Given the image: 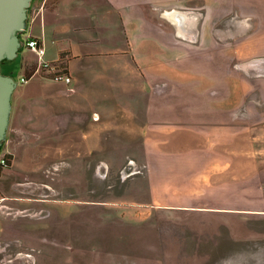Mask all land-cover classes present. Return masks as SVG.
Segmentation results:
<instances>
[{"label": "rangeland", "instance_id": "1", "mask_svg": "<svg viewBox=\"0 0 264 264\" xmlns=\"http://www.w3.org/2000/svg\"><path fill=\"white\" fill-rule=\"evenodd\" d=\"M34 2L31 0L27 26L21 32L23 42L38 9ZM227 28L233 32L221 25L222 35H231ZM22 47L25 55L21 50L2 64L4 72L11 73L19 84L21 74L26 75L38 62L34 52ZM216 64L219 73L210 72ZM175 66V85L169 96L177 101L189 90L194 96H213L217 90L224 104L243 102L230 113L251 129L241 132L232 146L240 160L259 158L254 152L263 147L259 126L264 114V57L193 54L177 56ZM93 72L84 73L90 87L74 96L62 91L55 95L52 88L43 87L42 82H48L41 77L51 78L42 73L27 84L26 98L61 96L65 105L33 104L28 112L34 119L33 131L28 133L27 145L4 146L7 140L2 145L0 156L12 158V164L2 167L0 195L7 196L12 209L2 210L9 227L2 238L10 242L7 249H0V264H264V217L251 224L230 217L227 227L220 224L219 213L164 211L162 207L154 209L164 210L148 211L149 206L142 204L150 195L146 165L139 152L141 142L133 143L131 137L117 131L93 135L89 113L78 114L67 105L81 97L99 104L108 98H146L138 93L141 78L129 74V79L121 81L127 86L115 87L107 84L104 65L98 63ZM162 76L168 79L166 74ZM216 82L218 88L211 89ZM246 85L250 91L243 99ZM158 92L168 97L167 89ZM61 120L63 136L57 130ZM76 124L85 131L72 129Z\"/></svg>", "mask_w": 264, "mask_h": 264}, {"label": "crops", "instance_id": "2", "mask_svg": "<svg viewBox=\"0 0 264 264\" xmlns=\"http://www.w3.org/2000/svg\"><path fill=\"white\" fill-rule=\"evenodd\" d=\"M33 6L38 9L28 35L44 43V60L64 62L72 76L67 84L41 77L48 82L41 81L43 87L52 88L55 95L62 91L74 96L90 87L84 73L95 74L98 63L104 65L103 76L111 86H127L121 81L129 74L141 78L138 93L146 98H108L99 104L81 97L67 105L100 122L89 127L93 135L117 131L133 143L141 142L150 195L142 204L148 211L162 207L219 213L220 224L227 227L230 217L247 224L264 217V114L259 126L263 147L254 152L259 158L240 160L232 145L251 128L241 125L230 110L242 101L224 104L217 95L218 82L210 87L216 90L213 96H194L190 90L183 100L169 96L177 56L264 57V0H35ZM221 25L232 28L233 32L227 28L230 36L222 35ZM214 66L210 72L219 73V65ZM31 80L18 83L13 92L4 146L27 145L34 122L28 112L35 103L60 105L65 100L47 95L42 100L26 98ZM160 88L167 89L168 97L158 92ZM60 124L56 128L63 136L64 120ZM71 128L85 131L79 124ZM8 201L0 195L1 250L10 242L2 238L9 233L2 213L3 208L12 209Z\"/></svg>", "mask_w": 264, "mask_h": 264}, {"label": "water", "instance_id": "3", "mask_svg": "<svg viewBox=\"0 0 264 264\" xmlns=\"http://www.w3.org/2000/svg\"><path fill=\"white\" fill-rule=\"evenodd\" d=\"M31 0H0V147L7 139L16 79L2 72L4 59L17 57L22 47L20 33L26 29ZM1 153V150H0Z\"/></svg>", "mask_w": 264, "mask_h": 264}, {"label": "built area", "instance_id": "4", "mask_svg": "<svg viewBox=\"0 0 264 264\" xmlns=\"http://www.w3.org/2000/svg\"><path fill=\"white\" fill-rule=\"evenodd\" d=\"M22 45L27 49L34 52L38 58V63L36 70L32 75H22L20 77L21 83H27L34 75L41 74L44 77H48L57 81H62L65 83H70L72 81V76L65 69L64 66H61L59 61H49L44 60V55L46 53V48L42 40L35 36L28 35L25 38V41H22ZM8 158L5 156H0V166L4 167L8 164Z\"/></svg>", "mask_w": 264, "mask_h": 264}, {"label": "trees", "instance_id": "5", "mask_svg": "<svg viewBox=\"0 0 264 264\" xmlns=\"http://www.w3.org/2000/svg\"><path fill=\"white\" fill-rule=\"evenodd\" d=\"M20 38L22 39V35H21V33H20ZM22 49H23V47L20 48L18 54L20 53V51H21ZM7 60H11V59H4V60L1 62V67H2L3 62H4V61H7ZM37 63H38V62H37ZM37 63L32 64L31 67H29V69L26 70V72H27L26 75L30 76V75L33 74V72L35 71V69H36V67H37ZM61 66H64V67H65V63H64V62L61 63ZM2 72H3L4 74H6V75H11V76H12L11 73H5L4 70H3V68H2ZM9 157H10V156H9ZM10 165H11V158L8 160V164H7L6 166H10ZM1 171H2V166H0V173H1Z\"/></svg>", "mask_w": 264, "mask_h": 264}, {"label": "flooded vegetation", "instance_id": "6", "mask_svg": "<svg viewBox=\"0 0 264 264\" xmlns=\"http://www.w3.org/2000/svg\"><path fill=\"white\" fill-rule=\"evenodd\" d=\"M2 146L0 147V150H1Z\"/></svg>", "mask_w": 264, "mask_h": 264}]
</instances>
